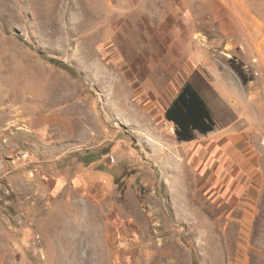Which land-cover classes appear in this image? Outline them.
Segmentation results:
<instances>
[{"label":"rangeland","instance_id":"rangeland-1","mask_svg":"<svg viewBox=\"0 0 264 264\" xmlns=\"http://www.w3.org/2000/svg\"><path fill=\"white\" fill-rule=\"evenodd\" d=\"M225 2L0 0V264H264V186L245 236L171 162L188 77L264 172V0Z\"/></svg>","mask_w":264,"mask_h":264},{"label":"crops","instance_id":"crops-1","mask_svg":"<svg viewBox=\"0 0 264 264\" xmlns=\"http://www.w3.org/2000/svg\"><path fill=\"white\" fill-rule=\"evenodd\" d=\"M210 2L215 13L223 11V15L225 14V17L222 15L218 19L222 22L220 28L223 35L227 37L236 35L241 26L230 16L231 12L225 0H210ZM233 72L235 74V71ZM187 80L188 77L172 90L173 94L167 106ZM169 124L171 128H175L170 121ZM172 134L175 136L172 141L175 140L179 152L175 153L176 148H173L175 154H172L171 162H176L179 168L183 163L179 157L183 156L186 162L194 164L196 167L194 171L201 182V190L205 191V194L212 193L211 199L219 204L222 214L238 222L246 236L251 230V223L260 212L259 202L264 186L261 144H257L253 136L241 126L235 128L233 125L211 134L209 132L200 134L191 141H179L175 132ZM207 189H210L209 192Z\"/></svg>","mask_w":264,"mask_h":264},{"label":"trees","instance_id":"trees-1","mask_svg":"<svg viewBox=\"0 0 264 264\" xmlns=\"http://www.w3.org/2000/svg\"><path fill=\"white\" fill-rule=\"evenodd\" d=\"M51 61L59 62L72 74H76L75 69L66 63L54 58ZM232 66L245 83L250 80L238 65L233 63ZM165 118L174 124L175 134L179 141L194 140L198 134L212 131L216 125L210 106L190 80L185 82L167 107Z\"/></svg>","mask_w":264,"mask_h":264},{"label":"bare ground","instance_id":"bare-ground-1","mask_svg":"<svg viewBox=\"0 0 264 264\" xmlns=\"http://www.w3.org/2000/svg\"><path fill=\"white\" fill-rule=\"evenodd\" d=\"M172 129H174V128H171V130H172ZM171 132H172V133H174V132H175V130H174V131L172 130Z\"/></svg>","mask_w":264,"mask_h":264},{"label":"built area","instance_id":"built-area-1","mask_svg":"<svg viewBox=\"0 0 264 264\" xmlns=\"http://www.w3.org/2000/svg\"><path fill=\"white\" fill-rule=\"evenodd\" d=\"M174 128V127H173ZM173 131L175 130V129H172Z\"/></svg>","mask_w":264,"mask_h":264}]
</instances>
